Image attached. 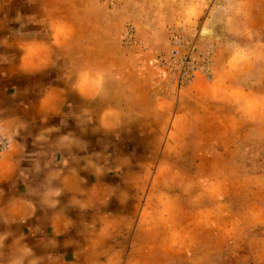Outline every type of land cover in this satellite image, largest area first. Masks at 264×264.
I'll use <instances>...</instances> for the list:
<instances>
[{
    "label": "rangeland",
    "instance_id": "374dc122",
    "mask_svg": "<svg viewBox=\"0 0 264 264\" xmlns=\"http://www.w3.org/2000/svg\"><path fill=\"white\" fill-rule=\"evenodd\" d=\"M71 4L102 38L114 190L131 211L145 202L127 264H264V0Z\"/></svg>",
    "mask_w": 264,
    "mask_h": 264
},
{
    "label": "crops",
    "instance_id": "0c3cea01",
    "mask_svg": "<svg viewBox=\"0 0 264 264\" xmlns=\"http://www.w3.org/2000/svg\"><path fill=\"white\" fill-rule=\"evenodd\" d=\"M92 18L71 0H0V131L11 137L0 158V264H127L132 256L123 237L130 212L139 230L145 202L131 211L114 190L119 158L103 138L115 133L97 130L95 109L99 88L103 101L112 94L96 83L108 64L98 61Z\"/></svg>",
    "mask_w": 264,
    "mask_h": 264
},
{
    "label": "built area",
    "instance_id": "2783aa9c",
    "mask_svg": "<svg viewBox=\"0 0 264 264\" xmlns=\"http://www.w3.org/2000/svg\"><path fill=\"white\" fill-rule=\"evenodd\" d=\"M10 145H11V138L2 131H0V158L2 154L7 149H9Z\"/></svg>",
    "mask_w": 264,
    "mask_h": 264
}]
</instances>
